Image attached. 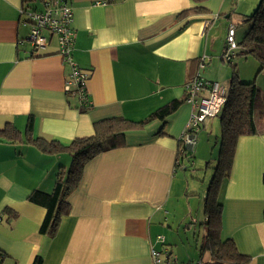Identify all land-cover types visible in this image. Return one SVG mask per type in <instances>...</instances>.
<instances>
[{
    "label": "crops",
    "instance_id": "0c3cea01",
    "mask_svg": "<svg viewBox=\"0 0 264 264\" xmlns=\"http://www.w3.org/2000/svg\"><path fill=\"white\" fill-rule=\"evenodd\" d=\"M41 1L0 0V132L14 127L21 133L17 142L0 137V264H34L37 257L42 264H150L151 247L162 249L159 236L179 262L212 263L207 215L201 241L191 205L194 184L185 162L177 165L192 115L184 87L200 75L227 92L233 77L223 59L228 28L236 27L240 44L262 0H71L73 59L90 72L87 105L65 92L70 68L58 55L56 37L49 36L46 53L33 55L32 25L21 9L41 11ZM204 56L210 61L201 68ZM242 61L235 64L240 82L255 81L264 99V71L255 61L240 67ZM175 100L185 102L165 121L149 122L128 133L125 146L88 161L57 234H41L47 210L29 196L52 193L72 160L30 145L29 121L34 140L69 145L93 136L96 123L141 122ZM257 123L259 134L239 139L218 192L221 240H232L249 264H264V118ZM217 125L206 121L198 141L217 137ZM209 145L204 140L199 154Z\"/></svg>",
    "mask_w": 264,
    "mask_h": 264
},
{
    "label": "trees",
    "instance_id": "16d2710c",
    "mask_svg": "<svg viewBox=\"0 0 264 264\" xmlns=\"http://www.w3.org/2000/svg\"><path fill=\"white\" fill-rule=\"evenodd\" d=\"M28 1L34 0H24V3ZM196 1L203 2L206 0ZM246 22L251 27L243 41L238 44L239 49L243 52L240 56H252L260 65L259 72H263L264 0H262L258 9ZM185 101H172L141 122L114 118L96 123L94 125L95 134L93 136L75 139L69 145H63L56 141L45 142L41 139L34 140L31 137L32 122L29 121L27 142L30 145L37 146L42 151L51 155L68 154L72 160L68 170L61 169L52 193L34 192L29 196V201L47 210L46 217L40 228L41 234H50L51 236L57 234L62 217L69 213V197L81 182L84 166L88 161L105 151L125 146L128 133L142 130L149 122L154 120L165 121ZM220 116L222 134L218 166L205 204L206 225L208 228L207 245L212 254V263L210 264H249L251 258L239 253L232 240L225 242L221 240L222 206L218 202L220 186L224 178H228L231 174L239 139L244 136L259 134L257 117L260 119L264 118V99L261 91L256 82L241 83L238 80L237 67L235 65L233 77L227 90V100ZM0 137L11 142H17L21 139V133L14 127H9L4 132H0ZM183 148L184 153H179V156L182 160H189L192 155L179 142V151ZM4 212L9 214L8 221H12L16 217V214L12 210L6 209ZM0 257H2L1 254ZM34 264H42V258L37 257Z\"/></svg>",
    "mask_w": 264,
    "mask_h": 264
},
{
    "label": "built area",
    "instance_id": "2783aa9c",
    "mask_svg": "<svg viewBox=\"0 0 264 264\" xmlns=\"http://www.w3.org/2000/svg\"><path fill=\"white\" fill-rule=\"evenodd\" d=\"M71 0H42L43 10H33L31 8H22L21 15L29 19L31 32L28 41L33 45V55L40 56L46 53L50 47L49 36L56 37L58 41V55L65 61L70 68V75L66 81L65 92L77 93L81 96L83 105H87V82L90 72L79 67L73 59V50L75 45V31L72 28L74 11L70 3ZM217 17L213 18V21ZM208 22L205 26H208ZM225 53L223 59L230 63L239 45L236 40V27L231 25L228 28L225 40ZM210 58L202 57L200 67L205 68ZM186 102L192 106V115L189 123L183 133L180 142L185 149L189 150L190 162L193 160L195 148L198 142V135L204 127L207 119H214L221 115L227 100V92L216 81L205 80L202 76L197 75L191 81L185 84ZM184 153V148L179 151ZM183 164L182 158L178 155L177 165ZM157 241L161 243L162 249L157 250L151 247V263L150 264H202L198 263H181L177 257L173 255L171 250L165 245L163 236L157 237ZM2 257H0V260Z\"/></svg>",
    "mask_w": 264,
    "mask_h": 264
},
{
    "label": "rangeland",
    "instance_id": "374dc122",
    "mask_svg": "<svg viewBox=\"0 0 264 264\" xmlns=\"http://www.w3.org/2000/svg\"><path fill=\"white\" fill-rule=\"evenodd\" d=\"M239 36L240 33H238V41H239ZM237 53V52H236ZM242 51L238 50V54L236 57H234V59L232 60V63H226L224 64L226 67L230 68L231 71H234V65L236 64V61L238 59H243L245 62L242 65H240V67H246L248 68L250 63L247 61H255L256 63H258L256 61V59H254L252 56H248V57H243L240 56L242 55ZM241 57V58H240ZM247 58V59H246ZM252 59V60H250ZM259 64V63H258ZM237 77L238 80L240 81V77H239V72L237 71ZM254 80V79H253ZM255 82V81H252ZM210 120H215V122H218L217 125V129H219L218 132V136L216 137V135H209V139H204L205 135H202V132L200 135V139L196 145L195 148V155L199 154L200 149L203 147L201 146L203 144V141H209L210 145H209V150L206 154H199V156L195 157L192 162H190L189 160H183V162H185V166L184 168L187 167V170L185 171V174L187 176V179L191 182H193V191L196 192L194 194H196V196H192L191 200H192V209L197 210V229L200 231L201 233V238L200 240H203V229L206 226L205 225V204H206V199L208 197V193H209V188L211 186L212 180L215 176V172H216V168L218 166V159H219V154H220V147H221V134H222V129L221 128V116H218L214 119H207V121ZM219 138V144L216 143L217 139ZM183 172V171H182ZM188 202V201H186ZM186 207L189 209L190 211V205L188 203H186ZM205 225V226H204Z\"/></svg>",
    "mask_w": 264,
    "mask_h": 264
}]
</instances>
